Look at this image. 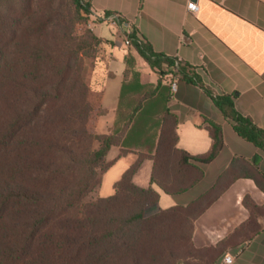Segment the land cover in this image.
Returning a JSON list of instances; mask_svg holds the SVG:
<instances>
[{"label":"trees","instance_id":"16d2710c","mask_svg":"<svg viewBox=\"0 0 264 264\" xmlns=\"http://www.w3.org/2000/svg\"><path fill=\"white\" fill-rule=\"evenodd\" d=\"M93 16L86 0H8L0 10V264H217L264 230V206L247 196L249 219L212 247L195 246L196 221L239 179L264 192V174L257 162L235 158L191 205L149 215L160 195L134 182L145 161L153 163L152 185L176 196L202 181L201 166L224 146L221 126L206 121L213 140L208 153L193 156L178 147L164 80L201 86L237 134L263 151L264 130L237 111L231 96L206 87L193 66L156 53L131 28L130 46L161 80L146 90L130 57L119 106L124 123L98 134L101 111L90 101L89 77L109 42L89 28ZM120 23L127 25L121 16ZM148 124L160 129L155 151L138 154L113 196L86 202L113 165L109 151L120 147V157L126 155L133 131Z\"/></svg>","mask_w":264,"mask_h":264},{"label":"crops","instance_id":"0c3cea01","mask_svg":"<svg viewBox=\"0 0 264 264\" xmlns=\"http://www.w3.org/2000/svg\"><path fill=\"white\" fill-rule=\"evenodd\" d=\"M86 1L94 13L91 29L109 42L94 62L89 77L90 101L101 111L96 125L98 134H110L124 123L119 106L130 57L135 61L146 90L154 91L161 80L132 46L126 45L131 28L136 29L156 53L193 66L206 87L218 96H231L237 111L264 130V0ZM189 1L197 3V14L189 11ZM106 13L120 15L127 25L105 24L102 18ZM170 80H164L163 85L170 86ZM169 90V110L178 119V147L193 156L208 153L213 140L206 121L221 126L224 146L213 162L201 166L202 181L190 191L176 196L167 195L157 185H152L153 163L145 161L150 162L148 178L144 183L138 182L144 162L134 182L142 188L152 187L159 193V203L151 209L158 212L191 205L215 186L235 158L257 162L264 174V151L237 134L233 124L201 86L177 79L176 92ZM139 96V93L132 94L134 101ZM128 111L125 107L124 114ZM131 135L130 145L124 148L128 151L126 155L120 157V147L109 151L107 161L113 165L102 175L98 198L115 194L116 183L135 163L138 154L155 151L160 129L152 124L143 125ZM247 196L258 206H264V192L253 180H237L196 221L195 246H216L244 224L250 217L243 204ZM226 255L233 256L232 264H264V230ZM222 259L217 264H222Z\"/></svg>","mask_w":264,"mask_h":264},{"label":"built area","instance_id":"2783aa9c","mask_svg":"<svg viewBox=\"0 0 264 264\" xmlns=\"http://www.w3.org/2000/svg\"><path fill=\"white\" fill-rule=\"evenodd\" d=\"M188 9L193 14H197L198 11H199V7H198L197 3L193 2V1H189ZM102 21L105 24H108V25L120 26V27L122 26L121 23H120V15H118L116 13H111L109 15H104L103 18H102ZM126 45H128V46L131 45L130 40H127ZM170 88H171V93L176 92V89H177V79H174L171 82ZM233 261H234L233 256L226 255L223 258V263L222 264H232Z\"/></svg>","mask_w":264,"mask_h":264},{"label":"rangeland","instance_id":"374dc122","mask_svg":"<svg viewBox=\"0 0 264 264\" xmlns=\"http://www.w3.org/2000/svg\"><path fill=\"white\" fill-rule=\"evenodd\" d=\"M7 2H8V0H0V10L4 11V9H5L6 5H7ZM91 20H92V18L90 19L89 28H91ZM149 166H150V162H145V164L143 165V167H142V169L140 171V177H139L140 181H138V182L144 183L145 182L144 180H146L148 178L149 173H150L149 172V168H150ZM97 192H98V189L94 193H92L85 201L86 202H94V201H96L98 199V196H97L98 193ZM155 213H157V211H154L153 209H149V211H148L149 215H153ZM222 263H223V259H222Z\"/></svg>","mask_w":264,"mask_h":264}]
</instances>
